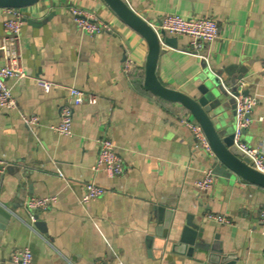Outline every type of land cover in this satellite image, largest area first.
<instances>
[{"label": "crops", "instance_id": "crops-1", "mask_svg": "<svg viewBox=\"0 0 264 264\" xmlns=\"http://www.w3.org/2000/svg\"><path fill=\"white\" fill-rule=\"evenodd\" d=\"M126 1L150 23L167 13L218 22L220 35L207 46V62L185 51L189 36L166 32L175 45H162L158 76L165 85L198 96L205 63L211 69L232 67L233 76L242 74L245 91L259 100L242 139L264 150V0ZM72 5L108 21L111 28L97 35L82 31L70 13ZM22 10L26 71L54 85L44 92L31 77L6 79L17 108L0 106V158L6 163L0 172V201L14 213L9 211L8 221L0 214V264H15L13 251L26 247L32 264H207L209 252L180 256L170 252V244L163 253L159 250L157 229L170 221L169 229L176 230L189 215L210 243L218 234L229 254L225 262L264 264V221L259 216L264 188L238 176L216 175L210 189L197 187L215 157L196 146L197 138L184 122L194 118L185 107L144 88L145 40L104 0H39ZM9 17L0 8V45ZM129 58L135 66L128 76L123 66ZM68 86L93 93L98 101L75 106L72 133L63 135L51 126L60 122ZM22 113L37 115L39 123L28 126ZM228 128H235L230 107L218 124L224 134ZM101 137L115 143L124 163L122 175L92 170ZM92 180L107 191L83 204L85 183ZM52 195L58 199L48 209L31 211L37 218L33 224L26 201ZM157 206L165 210L160 213ZM148 236L154 239L152 246Z\"/></svg>", "mask_w": 264, "mask_h": 264}, {"label": "built area", "instance_id": "built-area-1", "mask_svg": "<svg viewBox=\"0 0 264 264\" xmlns=\"http://www.w3.org/2000/svg\"><path fill=\"white\" fill-rule=\"evenodd\" d=\"M10 15L4 22L5 35L0 45V51L3 63L0 64V106L7 109H16L17 100L12 92V87L7 85L6 79L13 78L16 81L24 78H33L37 85L44 91L49 92L54 82L41 76L30 75L24 65V57L22 51V29L25 22V14L22 8H5ZM70 13L77 26L84 32L91 35H97L104 30H109L111 25L108 21L98 18L79 6H70ZM150 23V22H149ZM160 37V31L164 30L171 34L187 35L191 38L190 46L187 53L203 58L208 61L205 53L209 46L220 35L218 22L210 17H185L179 13H167L161 16L157 23H150ZM160 40L163 43L162 38ZM206 61V62H207ZM135 62L132 58L125 61L123 71L126 75H130ZM246 82L240 79L236 83L237 89L234 91L228 88V92L235 100V128H234V145L237 146L252 161V165L259 171L264 173V150L259 147H253L244 142L242 139L243 132L254 121L253 112L258 104V98L254 95L246 93ZM69 95L68 99L61 106L60 122L51 127L58 133L69 135L72 133L73 114L75 106L85 103L96 104L98 98L95 94L86 92L76 87H67ZM22 118L28 126H34L39 123L37 115H28L22 113ZM262 120L263 117L258 118ZM184 122L192 129L197 138V147L211 157H215V153L206 138L201 125L194 119H184ZM98 155L96 162L92 166L94 172L105 171L108 176H119L125 171L122 157L116 151L115 143L108 137H101L97 140ZM6 163L0 158V172L5 169ZM215 174L211 169L204 172L202 178L196 181V185L200 189H210L214 184ZM106 188L96 183L94 180L85 183V190L80 200L83 204H89L106 193ZM57 196H33L29 198L25 207L30 213L31 222H36V216L32 213L34 210H46L57 201ZM0 205L5 206L1 201ZM9 211L14 213L13 210ZM32 211V212H31ZM259 216L264 221V207L260 209ZM209 218L219 222H227L223 215L209 214ZM34 229V227H33ZM12 261L15 264H32L33 255L29 248H16L12 254Z\"/></svg>", "mask_w": 264, "mask_h": 264}, {"label": "water", "instance_id": "water-1", "mask_svg": "<svg viewBox=\"0 0 264 264\" xmlns=\"http://www.w3.org/2000/svg\"><path fill=\"white\" fill-rule=\"evenodd\" d=\"M38 1L0 0V8H24ZM104 2L125 25L140 35L147 44L144 88L165 101L182 105L201 125L215 153L214 162L211 164L214 174L228 179L238 176L264 188V173L256 169L250 158L234 145V128H228L225 134L224 131L218 129V124L229 107L234 109L235 114V100L228 92L226 82L233 86L232 90L235 91L236 83L242 78V74L233 76L232 67L211 69L205 63V70L200 77L202 83L198 86V96H191L182 90L165 85L157 72L163 51L160 37L163 43L171 45H175L174 38L167 36L164 30L160 31L159 37L152 25L126 0H104ZM228 75H231L230 78ZM155 209H159L160 213L165 210L162 206H157ZM0 214H3L7 221L12 217V214L2 205H0ZM192 218L191 215L187 216L184 225L179 226L176 230L169 229L170 221L165 222L166 227L157 229L156 233L161 238L159 250L161 249L163 253L165 245L169 246L168 244H170L172 254L192 256L195 252H209L207 264H233L224 261L229 254L224 253L219 243L218 234L215 236L216 240L210 243L202 233L204 229L195 224ZM38 225L44 226L45 224L39 221ZM153 240L152 236L147 237L148 246L153 245ZM163 259H170V256H164Z\"/></svg>", "mask_w": 264, "mask_h": 264}]
</instances>
